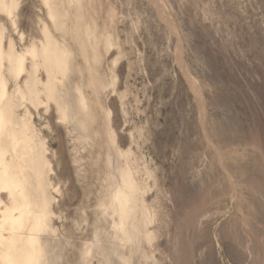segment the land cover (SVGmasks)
I'll use <instances>...</instances> for the list:
<instances>
[{
    "label": "rangeland",
    "instance_id": "374dc122",
    "mask_svg": "<svg viewBox=\"0 0 264 264\" xmlns=\"http://www.w3.org/2000/svg\"><path fill=\"white\" fill-rule=\"evenodd\" d=\"M44 45L65 119L20 98H46ZM0 73L34 129L44 264H264V0H0Z\"/></svg>",
    "mask_w": 264,
    "mask_h": 264
},
{
    "label": "bare ground",
    "instance_id": "6f19581e",
    "mask_svg": "<svg viewBox=\"0 0 264 264\" xmlns=\"http://www.w3.org/2000/svg\"><path fill=\"white\" fill-rule=\"evenodd\" d=\"M51 3H53V1H51ZM32 47L33 45H31V50L27 52L31 58L30 70L34 72L35 78L37 75H35V72L37 71L38 62L36 51ZM59 53V49L56 45L53 47L44 45L42 48L41 56L43 57V65L46 72V79L43 83L47 91L46 98L40 99L36 94L34 95L31 90L32 88L28 84H26L27 94L24 91H20V98L22 101H28L29 104L33 106H36L37 103L45 104V109H47L48 101L52 100L56 104V110L59 112V115L65 119L67 116L65 105L56 102V90L60 87H58L59 84L56 80V73L60 70L59 67L61 63ZM25 56L26 54L15 56V54L10 53L8 57L11 61L14 59V62H10L9 65L17 74L22 71H27L26 74H29L28 71L30 70H26L24 66ZM24 83L23 81V84ZM191 88L194 89L195 87ZM18 90H20V88ZM79 99L81 111L87 115L89 113V108L85 102L84 96L81 95ZM199 103L201 104V99ZM15 107L16 101L14 99V94L6 90L5 77L0 73V264H44L39 233L47 226V202L45 197H43L42 190H40L42 195L39 201L31 196V191L33 189L31 171L35 180L37 182H42V169L38 167L33 168L32 163L35 161V158L38 157V152L36 153L34 150V129L29 117H24L19 120L16 116ZM25 110L26 112L28 111V109ZM130 138L133 141V138ZM133 142L132 144H135ZM135 149H137L136 146ZM118 151L120 156L124 157L126 164V167L120 170L121 182L126 189L119 188L113 192L111 196L112 206L115 209H126L128 211L130 209L131 199L138 190V187L134 183L135 180L128 165L130 151L123 152L119 149ZM47 190L48 189H46V191ZM119 220L121 219L118 218V221ZM119 223L118 225H122L121 221Z\"/></svg>",
    "mask_w": 264,
    "mask_h": 264
}]
</instances>
